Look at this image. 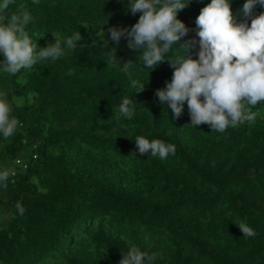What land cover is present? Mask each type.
<instances>
[{
    "label": "trees",
    "instance_id": "1",
    "mask_svg": "<svg viewBox=\"0 0 264 264\" xmlns=\"http://www.w3.org/2000/svg\"><path fill=\"white\" fill-rule=\"evenodd\" d=\"M0 264H264V0H0Z\"/></svg>",
    "mask_w": 264,
    "mask_h": 264
},
{
    "label": "rangeland",
    "instance_id": "2",
    "mask_svg": "<svg viewBox=\"0 0 264 264\" xmlns=\"http://www.w3.org/2000/svg\"><path fill=\"white\" fill-rule=\"evenodd\" d=\"M120 32V24H118L114 28H110L105 31H100L99 35L105 40L110 41L111 39L115 38Z\"/></svg>",
    "mask_w": 264,
    "mask_h": 264
},
{
    "label": "built area",
    "instance_id": "3",
    "mask_svg": "<svg viewBox=\"0 0 264 264\" xmlns=\"http://www.w3.org/2000/svg\"><path fill=\"white\" fill-rule=\"evenodd\" d=\"M16 164H20V160H16ZM14 174V172H12Z\"/></svg>",
    "mask_w": 264,
    "mask_h": 264
}]
</instances>
